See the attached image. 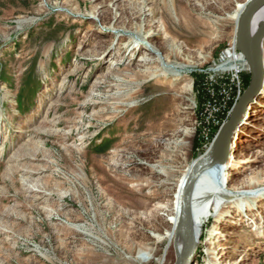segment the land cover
Returning a JSON list of instances; mask_svg holds the SVG:
<instances>
[{"label":"rangeland","instance_id":"1","mask_svg":"<svg viewBox=\"0 0 264 264\" xmlns=\"http://www.w3.org/2000/svg\"><path fill=\"white\" fill-rule=\"evenodd\" d=\"M247 1L0 0V264L163 255L179 171L220 130L206 149L205 85ZM182 62L180 81L150 75ZM251 108L230 192L264 187V93ZM224 207L233 218L205 220L193 264H264V203Z\"/></svg>","mask_w":264,"mask_h":264},{"label":"bare ground","instance_id":"2","mask_svg":"<svg viewBox=\"0 0 264 264\" xmlns=\"http://www.w3.org/2000/svg\"><path fill=\"white\" fill-rule=\"evenodd\" d=\"M250 0H248L245 4L238 6L237 10L232 16V20L237 28V24L241 14L244 12L247 4ZM264 23V1L258 6L256 9L252 20L250 31L251 35L256 33V31L262 26ZM236 42L234 40L235 49ZM180 55V51L177 49H173V51L168 55V58L176 57ZM262 58L264 62V42L262 47ZM160 63V62H159ZM166 64V63H165ZM167 64H172L171 62ZM169 66V65H168ZM187 64L185 62L176 64L174 67L164 68L162 67L160 70L152 71L150 73L151 76H162L165 77L168 72L177 73V68H187ZM227 68L230 70L242 72L243 70H248L249 66L244 56L236 50L231 51V59L225 64L221 65L219 69ZM143 73H149L145 71ZM176 81H180L182 79L181 73H177L174 76ZM162 83V82H161ZM160 86V84H158ZM185 90H192V84H188ZM264 93V87L263 91ZM256 102V101H255ZM251 110L249 109L248 113L244 116L242 126L237 131V134L234 137L233 149L236 147L239 139L241 129L244 125L247 124L250 116ZM197 162V161H196ZM196 162L188 164L184 169L180 172V178L177 180V192L173 199V216L169 222L172 225V229L159 238V245H162L167 241V246L163 252V255L160 258H155L154 254L158 251L155 249H150L149 251H139L138 259H140L144 264H150L152 262H156L157 264H166L168 260L169 251L171 249V245H175L176 247V256H177V264H181L184 259L186 252V240L184 235V228L182 223L180 222V211H181V199L182 194L185 189L186 183L194 169V165ZM237 163L234 160V157L231 156L227 161H222L216 167L209 169L204 172L197 180L194 189L191 195V209H192V218L195 229L196 238L198 241V248L202 238V231L204 228V222L206 219L210 217L217 218V221L221 222L223 219H227L226 217L233 218L232 215L226 216L227 211L225 210V205L228 203H234L238 208L244 203L246 204V213H252L258 210V204L264 203V187L261 188L259 183L252 184L247 191H231L227 189L226 186V176L225 172L228 169H236ZM166 172V170H165ZM168 172V171H167ZM170 175H172L170 173ZM257 207V208H256ZM256 208V209H255ZM209 210H213L214 213ZM210 212V213H209ZM247 213V214H248ZM225 216V217H224ZM224 217V218H223ZM243 222V219L241 220ZM217 222V223H218ZM211 234L210 236H212ZM217 234H215L216 236ZM215 241V240H213ZM216 243V242H215ZM215 243L211 244L210 249H212V245L215 249ZM197 248V251H198ZM216 264V262H213Z\"/></svg>","mask_w":264,"mask_h":264},{"label":"water","instance_id":"3","mask_svg":"<svg viewBox=\"0 0 264 264\" xmlns=\"http://www.w3.org/2000/svg\"><path fill=\"white\" fill-rule=\"evenodd\" d=\"M263 1L250 0L241 14L236 28V48L244 56L249 66L251 75L249 85L233 105L228 120L218 131L210 149L201 154L195 163L182 194L180 222L184 228L186 252L181 264H193L198 248L191 209V195L194 186L204 172L216 167L222 161L230 159L234 151V137L244 122L243 118L263 91L264 62L262 47L264 42V23L253 35H251L250 31L252 17Z\"/></svg>","mask_w":264,"mask_h":264},{"label":"built area","instance_id":"4","mask_svg":"<svg viewBox=\"0 0 264 264\" xmlns=\"http://www.w3.org/2000/svg\"><path fill=\"white\" fill-rule=\"evenodd\" d=\"M232 50L236 52L237 48L230 47L222 53L219 65L211 69L210 77L205 85L209 95L207 103H205L207 125H203L202 131L205 134L204 140L207 142L205 147L209 144L212 133L220 129L229 118L232 106L244 92V85L239 76L241 72L227 68L219 69L221 65H225L231 59Z\"/></svg>","mask_w":264,"mask_h":264},{"label":"trees","instance_id":"5","mask_svg":"<svg viewBox=\"0 0 264 264\" xmlns=\"http://www.w3.org/2000/svg\"><path fill=\"white\" fill-rule=\"evenodd\" d=\"M248 84H249V79H248V81H247V84H246V85L248 86Z\"/></svg>","mask_w":264,"mask_h":264}]
</instances>
